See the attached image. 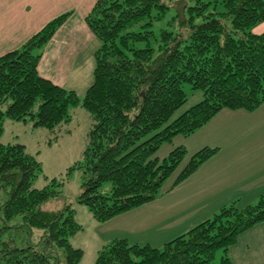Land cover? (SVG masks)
<instances>
[{
    "label": "trees",
    "instance_id": "1",
    "mask_svg": "<svg viewBox=\"0 0 264 264\" xmlns=\"http://www.w3.org/2000/svg\"><path fill=\"white\" fill-rule=\"evenodd\" d=\"M70 13L0 55V131L5 117L54 127L80 102L91 123L82 160L69 169H81L77 201L97 221L161 194L186 154L178 145L161 159L156 155L174 135H189L222 108L253 111L264 102V30L255 32L264 21V0H96L85 21L99 45L81 100L37 71L44 45ZM184 84L202 99L169 121L187 100ZM216 150L194 152L167 191ZM40 172L23 144L0 143V264H78L83 256L69 240L80 227L71 207L43 208L59 191L52 184L33 187ZM263 220L264 193L244 208L222 207L162 248L115 238L97 251L94 264H231L225 253L212 262L214 251L226 252Z\"/></svg>",
    "mask_w": 264,
    "mask_h": 264
},
{
    "label": "rangeland",
    "instance_id": "2",
    "mask_svg": "<svg viewBox=\"0 0 264 264\" xmlns=\"http://www.w3.org/2000/svg\"><path fill=\"white\" fill-rule=\"evenodd\" d=\"M168 13L164 21L171 17V12ZM183 89L187 100L169 121L202 99L200 90L191 89L188 84H184ZM76 93L81 100L85 92L82 89ZM68 114V121L51 128L33 127L30 120L16 121L5 117L1 122L0 143L23 144L26 152L39 161L41 172L34 179L33 187L52 184L51 187L59 191L56 197L43 203L44 209L57 210L67 204L74 211V220L80 227L69 240L73 246L83 250L78 264H94L97 251L115 238H125L130 244L162 248L170 239H165L168 228L161 227L166 224L165 220L155 214L158 208L168 209L167 217L174 219L180 215L181 221L187 218L178 227L171 226L169 234L178 236L187 231V226L190 229L212 218L224 206L234 204L241 209L255 204L264 191V165L257 167V160L250 155L251 150L243 152L252 149L256 141L262 142L264 132L262 136H257L255 132L258 131V121L264 115V105L253 111L222 108L194 132L176 134L157 150L156 155L161 159L178 145L186 149L182 163L164 181L157 198L105 221H97L89 208L77 201L81 190V169H69L82 160L91 119L80 102L70 107ZM204 146L218 147L219 151L216 150L217 153L196 171L167 191L189 157ZM105 187L110 186L107 183ZM38 235L39 232H35V238ZM224 253L231 264H264V220L241 232L226 252L217 248L212 262L218 263Z\"/></svg>",
    "mask_w": 264,
    "mask_h": 264
},
{
    "label": "crops",
    "instance_id": "3",
    "mask_svg": "<svg viewBox=\"0 0 264 264\" xmlns=\"http://www.w3.org/2000/svg\"><path fill=\"white\" fill-rule=\"evenodd\" d=\"M95 1L0 0V55L19 48L52 18L70 11L67 19L44 45L37 64V71L40 76L59 86L73 90L75 93L82 89L85 92L92 82L90 75L94 68V52L99 45L97 38L85 21V16ZM263 30L264 21L257 25L255 32ZM262 105L264 102L260 106ZM258 126V131L256 130L255 133L257 136H262L264 115L258 121ZM263 138L262 142L256 141L252 149L243 151L245 153L251 150L250 155L254 160H257V167L264 165ZM216 148L219 151V148ZM263 193L264 191L261 192V194ZM167 210L158 208L155 214L160 216L159 219L165 220L166 224L161 227L162 229L168 228L165 239L171 240L176 236L173 233L169 234V232L174 226L178 227L182 222L185 223L187 218H182L181 221L180 215L174 219L167 217ZM186 229H189L188 226Z\"/></svg>",
    "mask_w": 264,
    "mask_h": 264
}]
</instances>
